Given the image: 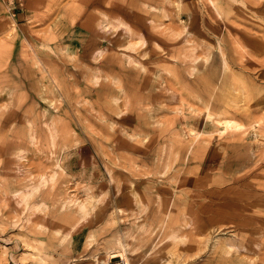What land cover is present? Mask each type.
<instances>
[{
  "label": "rangeland",
  "instance_id": "obj_1",
  "mask_svg": "<svg viewBox=\"0 0 264 264\" xmlns=\"http://www.w3.org/2000/svg\"><path fill=\"white\" fill-rule=\"evenodd\" d=\"M262 99L264 0H0V264H264Z\"/></svg>",
  "mask_w": 264,
  "mask_h": 264
},
{
  "label": "bare ground",
  "instance_id": "obj_2",
  "mask_svg": "<svg viewBox=\"0 0 264 264\" xmlns=\"http://www.w3.org/2000/svg\"><path fill=\"white\" fill-rule=\"evenodd\" d=\"M260 100V99H259ZM263 100V99H262ZM264 101V100H263ZM259 102V101H258ZM257 104H261V105H264V102L262 103H257ZM259 106V105H258ZM220 122V124L223 126V130L226 129V128H230V126L232 125V122L229 121V120H222V121H218V123ZM119 250V253H124L125 252V246H123L121 243L118 244V247H117ZM118 254V252H116ZM113 251L112 252H109L105 255V258L104 259H101L98 261L99 264H115V263H118V264H128L127 262V259L124 258V257H121L120 256V260L118 262H115L113 260H115V254ZM119 255V254H118ZM125 256V255H124ZM117 257V256H116Z\"/></svg>",
  "mask_w": 264,
  "mask_h": 264
}]
</instances>
